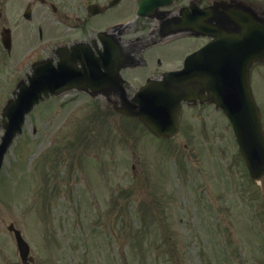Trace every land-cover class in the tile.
I'll use <instances>...</instances> for the list:
<instances>
[{
    "label": "rangeland",
    "instance_id": "obj_1",
    "mask_svg": "<svg viewBox=\"0 0 264 264\" xmlns=\"http://www.w3.org/2000/svg\"><path fill=\"white\" fill-rule=\"evenodd\" d=\"M0 1V30L6 18L16 41L12 62L39 39L66 33L37 0ZM51 1L66 4L46 0V5ZM71 1L73 7L64 10L81 16ZM28 3L30 23L22 18ZM1 52L3 104L7 89L30 64L19 66L16 75L8 67L4 72ZM129 73L135 85L144 80L140 70ZM251 79L264 128V64ZM87 101L72 93L41 103L5 156L0 264H21L7 231L11 223L30 245L36 264H264L260 187L247 179L220 112L187 108L181 134L159 141L136 120Z\"/></svg>",
    "mask_w": 264,
    "mask_h": 264
},
{
    "label": "water",
    "instance_id": "obj_2",
    "mask_svg": "<svg viewBox=\"0 0 264 264\" xmlns=\"http://www.w3.org/2000/svg\"><path fill=\"white\" fill-rule=\"evenodd\" d=\"M240 28L239 32L235 31L230 46L203 48L188 58L180 74L146 85L131 99L121 93L122 108L119 111L137 117L156 137L171 138L178 133L183 101L190 102L199 97L201 102L207 100L214 103L228 118L249 176L260 181L264 199V136L259 111L249 88L251 65L264 60V26L244 18ZM2 41L7 45L6 39ZM211 56H217V64L215 61H204V57ZM59 57L56 67L50 60L34 65L28 84L20 83L14 98L6 106L0 167L13 138L21 132L25 115L34 105L64 89H82L77 85L78 81L90 79L85 69L75 67L77 62L83 64L81 58L76 59L68 52L60 53ZM112 81L106 87L118 88L116 77ZM8 229L14 233L20 258L25 263L29 247L18 230L12 225ZM29 260L32 261L31 258Z\"/></svg>",
    "mask_w": 264,
    "mask_h": 264
},
{
    "label": "flooded vegetation",
    "instance_id": "obj_3",
    "mask_svg": "<svg viewBox=\"0 0 264 264\" xmlns=\"http://www.w3.org/2000/svg\"><path fill=\"white\" fill-rule=\"evenodd\" d=\"M110 1L75 0L74 9L82 11V16L65 13L64 9L73 7L71 0H66L65 7L51 2L50 10L56 20L65 25L71 44H85L95 57H99V53L104 52L107 45H114L119 52L130 54L134 63H140L137 70L144 72V80L180 69L182 60L189 52L211 42L208 31L213 30L216 34V27L224 26L223 19L233 11L235 3L264 12V0H160L162 4L151 5L148 8L149 16L144 18H134L139 0H120L101 13L96 12V4L104 6ZM3 21L7 22L6 19ZM186 29L194 30L195 34L184 32ZM228 30L232 34V26ZM57 36L53 35L55 38ZM15 50L16 47L12 49V53ZM41 51V47L37 46L38 57L42 56ZM10 55L11 49L4 50L1 57L2 66L4 65L5 70L8 67L7 72L11 68ZM50 55L53 62H56L54 50H51ZM162 64L164 68L158 71ZM168 64L172 66L168 67ZM128 71L131 70L121 71V75L129 83L128 89L131 91L135 84L127 77L131 74Z\"/></svg>",
    "mask_w": 264,
    "mask_h": 264
}]
</instances>
